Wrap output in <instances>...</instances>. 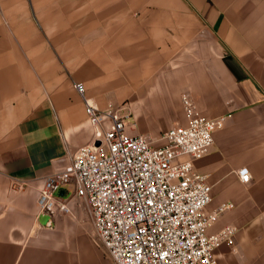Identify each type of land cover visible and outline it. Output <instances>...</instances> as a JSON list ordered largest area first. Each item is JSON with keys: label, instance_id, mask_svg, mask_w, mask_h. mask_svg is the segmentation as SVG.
<instances>
[{"label": "crops", "instance_id": "crops-1", "mask_svg": "<svg viewBox=\"0 0 264 264\" xmlns=\"http://www.w3.org/2000/svg\"><path fill=\"white\" fill-rule=\"evenodd\" d=\"M77 82L155 145L187 124L185 93L208 117L230 114L195 161L206 211L235 203L208 232L238 228L219 264H264V0H0V264H114L73 182L59 193L71 213L38 205L45 178L94 142Z\"/></svg>", "mask_w": 264, "mask_h": 264}, {"label": "built area", "instance_id": "built-area-1", "mask_svg": "<svg viewBox=\"0 0 264 264\" xmlns=\"http://www.w3.org/2000/svg\"><path fill=\"white\" fill-rule=\"evenodd\" d=\"M76 88L86 105L94 142L79 147L70 168L49 174L40 191V211L68 214L70 204L60 191L73 182L75 199L82 203L94 228L95 241L114 264H219L216 249L233 244L238 231L227 225L214 233L208 227L234 208L222 202L212 212L209 174L195 161L214 145V132L230 114L204 115L189 94L182 95L187 124L165 131L160 145L143 134L127 131L121 109L110 102L96 106ZM100 140L99 146L95 142ZM240 180L252 179L249 168L238 171ZM247 177V178H245Z\"/></svg>", "mask_w": 264, "mask_h": 264}, {"label": "rangeland", "instance_id": "rangeland-1", "mask_svg": "<svg viewBox=\"0 0 264 264\" xmlns=\"http://www.w3.org/2000/svg\"><path fill=\"white\" fill-rule=\"evenodd\" d=\"M122 112V111H121ZM123 113V112H122ZM124 114V113H123ZM135 120L134 119H132V118H130V117H128V118H125V124H126V129H127V131L129 130V128L131 127V124L134 122ZM135 123V122H134ZM129 132V131H128ZM84 208V207H83ZM86 211V210H85ZM86 213H87V211H86ZM88 215V214H87ZM88 218H89V220H90V217H89V215H88ZM90 222H91V220H90ZM92 224V223H91ZM93 226V225H92Z\"/></svg>", "mask_w": 264, "mask_h": 264}, {"label": "water", "instance_id": "water-1", "mask_svg": "<svg viewBox=\"0 0 264 264\" xmlns=\"http://www.w3.org/2000/svg\"><path fill=\"white\" fill-rule=\"evenodd\" d=\"M100 143H101V141L100 140H97L96 142H95V146H99L100 145Z\"/></svg>", "mask_w": 264, "mask_h": 264}, {"label": "snow or ice", "instance_id": "snow-or-ice-1", "mask_svg": "<svg viewBox=\"0 0 264 264\" xmlns=\"http://www.w3.org/2000/svg\"><path fill=\"white\" fill-rule=\"evenodd\" d=\"M245 178H247V177H245Z\"/></svg>", "mask_w": 264, "mask_h": 264}]
</instances>
